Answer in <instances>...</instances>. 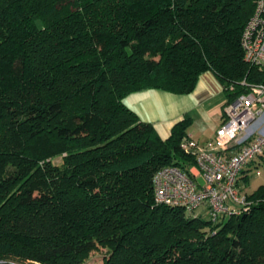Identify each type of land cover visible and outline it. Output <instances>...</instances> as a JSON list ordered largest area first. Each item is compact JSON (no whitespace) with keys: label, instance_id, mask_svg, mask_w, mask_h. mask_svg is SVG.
Here are the masks:
<instances>
[{"label":"trees","instance_id":"16d2710c","mask_svg":"<svg viewBox=\"0 0 264 264\" xmlns=\"http://www.w3.org/2000/svg\"><path fill=\"white\" fill-rule=\"evenodd\" d=\"M252 0H0V258L37 264H264V184L211 221L154 202L185 171L191 117L161 138L125 103L189 93L212 71L226 102L264 83L244 60ZM244 81V83H242ZM61 156V163L52 159Z\"/></svg>","mask_w":264,"mask_h":264},{"label":"built area","instance_id":"2783aa9c","mask_svg":"<svg viewBox=\"0 0 264 264\" xmlns=\"http://www.w3.org/2000/svg\"><path fill=\"white\" fill-rule=\"evenodd\" d=\"M254 10L241 35L246 62L264 67V0H252ZM244 83V81L242 82ZM258 124L255 131H248ZM181 147L194 154L196 172L178 165L160 167L152 177L154 202L182 207L188 215L205 212L214 222L249 210L250 200L238 180L243 170L264 154V83L226 102L213 136L200 144L186 136ZM253 173L261 170L254 165Z\"/></svg>","mask_w":264,"mask_h":264},{"label":"crops","instance_id":"0c3cea01","mask_svg":"<svg viewBox=\"0 0 264 264\" xmlns=\"http://www.w3.org/2000/svg\"><path fill=\"white\" fill-rule=\"evenodd\" d=\"M226 96L222 83L212 71L203 72L189 93H173L158 88H145L126 95L124 103L140 119L151 122L161 138H166L172 125L184 115L191 117L187 136L202 144L213 136L220 124ZM258 124L250 126L248 131H255ZM264 163V154L249 164L241 173L238 185L242 192L249 194L262 182H256L254 165ZM196 172L194 164L188 171ZM251 174H253L251 176ZM261 175V172L260 174Z\"/></svg>","mask_w":264,"mask_h":264},{"label":"rangeland","instance_id":"374dc122","mask_svg":"<svg viewBox=\"0 0 264 264\" xmlns=\"http://www.w3.org/2000/svg\"><path fill=\"white\" fill-rule=\"evenodd\" d=\"M52 161L55 164H60L61 163V156H56L52 159ZM259 168L261 170V175H258L255 177L254 180H256V182H262L264 181V163H261V165H259ZM253 174H251L252 176ZM105 249L104 248H99L97 250H93L91 251V253L89 254L88 258L86 259V263L87 264H103V257L105 255ZM37 264V263H31L29 261H19L18 259L15 258H0V264Z\"/></svg>","mask_w":264,"mask_h":264},{"label":"water","instance_id":"95a60500","mask_svg":"<svg viewBox=\"0 0 264 264\" xmlns=\"http://www.w3.org/2000/svg\"><path fill=\"white\" fill-rule=\"evenodd\" d=\"M1 264H3V263H1Z\"/></svg>","mask_w":264,"mask_h":264}]
</instances>
